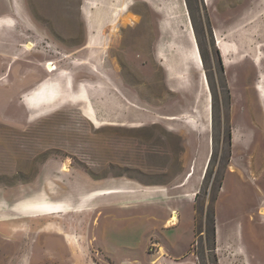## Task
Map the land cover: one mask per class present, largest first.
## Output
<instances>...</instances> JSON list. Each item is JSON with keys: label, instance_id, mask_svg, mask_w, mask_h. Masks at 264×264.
<instances>
[{"label": "rangeland", "instance_id": "374dc122", "mask_svg": "<svg viewBox=\"0 0 264 264\" xmlns=\"http://www.w3.org/2000/svg\"><path fill=\"white\" fill-rule=\"evenodd\" d=\"M0 19V264H264V0Z\"/></svg>", "mask_w": 264, "mask_h": 264}, {"label": "bare ground", "instance_id": "6f19581e", "mask_svg": "<svg viewBox=\"0 0 264 264\" xmlns=\"http://www.w3.org/2000/svg\"><path fill=\"white\" fill-rule=\"evenodd\" d=\"M33 47H34V45L33 44H27L26 45V49L28 50V51H31L32 49H33ZM222 55L224 56V57H227V54H226V52L224 51L223 53H222ZM48 63H46V68H47V72H49V73H53V72H55V71H57V66H54V63H49L48 65H47ZM45 86H43V88H44ZM42 88V89H43ZM42 89H41V94H40V96H39V103H41V101H42V99L43 98H45L46 99V101H44V102H42L43 104H46L47 103V105H53L54 104V102H56V99L57 98H59L58 96H54V95H52L53 97H54V99L53 100H50V98H51V96H50V94H49V92H47L48 91V89H45V90H47V91H43L42 92ZM50 91V90H49ZM54 92L56 91L55 89L53 90ZM53 92V93H54ZM90 119V122L92 123V124H94V125H99L100 123L98 122V120L94 117V116H91V118H89ZM68 168L66 167L65 169H64V171L65 172H68V170H67ZM179 223V218H178V215L175 213L174 214V216H173V218L170 220V222L169 223H167V227H171V226H176L177 224Z\"/></svg>", "mask_w": 264, "mask_h": 264}, {"label": "crops", "instance_id": "0c3cea01", "mask_svg": "<svg viewBox=\"0 0 264 264\" xmlns=\"http://www.w3.org/2000/svg\"><path fill=\"white\" fill-rule=\"evenodd\" d=\"M5 28H10V27L9 26H7V27L5 26ZM134 204L135 203L130 204V201H129V202H127V204H126L127 206H125V207H131ZM175 213L177 214L176 211H172L171 212V216H170L169 220L167 221V223L170 222V220L173 218V216H174ZM178 218H179V216H178ZM172 227H175V226H172ZM158 247L159 248H163L164 251H165V247L162 246V244L160 242L158 243ZM165 253L166 252H164L163 255L159 254V257L155 261H153L152 264H183L181 262L175 261V258H171L170 256H167V254H165Z\"/></svg>", "mask_w": 264, "mask_h": 264}, {"label": "trees", "instance_id": "16d2710c", "mask_svg": "<svg viewBox=\"0 0 264 264\" xmlns=\"http://www.w3.org/2000/svg\"><path fill=\"white\" fill-rule=\"evenodd\" d=\"M215 229L213 228L212 231H211V241H212V250L215 249V245H216V233H215Z\"/></svg>", "mask_w": 264, "mask_h": 264}]
</instances>
